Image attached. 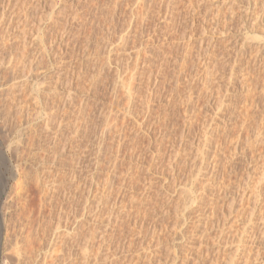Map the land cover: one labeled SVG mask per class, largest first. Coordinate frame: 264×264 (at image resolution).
<instances>
[{
  "label": "rangeland",
  "instance_id": "1",
  "mask_svg": "<svg viewBox=\"0 0 264 264\" xmlns=\"http://www.w3.org/2000/svg\"><path fill=\"white\" fill-rule=\"evenodd\" d=\"M20 1L0 7L31 49L47 25L51 96L44 69L3 67L0 264H264V0ZM36 97L57 122L49 137L36 121L50 153L16 139Z\"/></svg>",
  "mask_w": 264,
  "mask_h": 264
},
{
  "label": "bare ground",
  "instance_id": "2",
  "mask_svg": "<svg viewBox=\"0 0 264 264\" xmlns=\"http://www.w3.org/2000/svg\"><path fill=\"white\" fill-rule=\"evenodd\" d=\"M20 1V0H19ZM237 1V0H236ZM257 1V0H256ZM261 1V0H260ZM2 2V1H1ZM4 2V1H3ZM2 2V3H3ZM14 2V1H13ZM21 2V1H20ZM45 2H46V0H45ZM248 2V1H247ZM16 3V2H15ZM36 3V2H35ZM16 4H18V3H16ZM16 4H12V3H10V1H8V4H5L6 6H8V8L9 9H11V8H13V7H15L16 6ZM248 4V3H247ZM260 5V4H259ZM263 5V4H262ZM4 7L3 5H2V8L0 7V45H3V50H5V51H3L2 49L0 50V74H1V72H2V69H3V67L7 70V68L9 69V67H7L8 65L7 64H9V65H11V67L13 68V71L15 72V73H19V74H23V75H26V73L28 72V71H32V70H34L36 67L37 68H41V69H44L43 71L41 70V72H43V79H44V81H47V84L45 85H43V83L42 84H40V82L38 83V84H40L38 87H39V90H38V94H39V92H42V94H44V93H46L47 94V99L45 100L46 102L47 101H49V99H50V96H51V94H50V83L48 82V75L50 74V72L48 71V69H50V67L47 69L46 68V66H48L47 65V62H50V46H48L47 45V40L45 41V36H46V34H45V31H46V28H47V25H45L46 27H42V26H40L38 29H36V33H35V39H34V50L33 49H31V48H29V46L31 45H29V43H30V39H29V29H28V27L29 26H27V28H20L21 27V22L18 20V22L20 23V27L18 26H16L15 25V23H16V19H17V17H16V19L13 17V19L11 18H9L10 19V21L8 20H6L5 18H6V16H7V12H8V8L7 7ZM26 7V6H25ZM7 8V9H6ZM16 8V7H15ZM252 8V7H251ZM18 9V8H17ZM234 9V8H233ZM243 9V8H242ZM15 10L16 9H13V11L12 12H14V15L16 14V12H15ZM26 10V9H25ZM11 11V10H10ZM19 11V10H18ZM257 11V10H256ZM263 11V10H262ZM246 12V11H245ZM20 14V13H19ZM249 14V13H248ZM24 16H25V14H24ZM29 16V15H28ZM260 16V15H259ZM228 17V16H227ZM5 20L9 23V24H7V23H5ZM256 20V19H255ZM22 22H23V20H22ZM229 22V21H228ZM253 22V21H252ZM260 22V21H259ZM263 22H264V19H263ZM6 24V25H9V26H6V27H4L3 26V24ZM18 23V24H19ZM24 23V22H23ZM25 23H27V22H25ZM42 23V22H41ZM17 24V23H16ZM55 24V23H54ZM256 24V23H255ZM26 24H24L23 26H25ZM43 25V24H42ZM2 26L4 27V28H6V31L8 32V35H6L7 34V32L5 31V30H3L2 29ZM39 26V25H38ZM263 26V25H262ZM20 28V30L17 32V34L15 35V40H18L19 41V43H21V44H19V46H17V44H18V42H17V44H15L14 43V41H13V39L14 38H10L9 36H10V34H9V32L10 31H12V30H14V28ZM34 27H36V26H34ZM33 28V27H32ZM264 28V27H263ZM30 30H31V28H30ZM34 33V32H33ZM33 35V34H32ZM48 35V34H47ZM127 36V35H126ZM49 37V36H48ZM7 38V39H6ZM123 38H124V36H123ZM31 39H33V38H31ZM259 39V38H258ZM1 47V46H0ZM29 49H31V50H33V51H30ZM239 55V54H238ZM234 56V55H233ZM41 59V60H40ZM235 59V58H234ZM40 60V61H39ZM45 63H46V66H45ZM214 64V63H213ZM237 64V63H236ZM5 65H7V66H5ZM10 67V68H11ZM234 67V66H233ZM236 67V66H235ZM47 69V70H46ZM233 69V68H232ZM12 70V69H11ZM10 70V71H11ZM26 70H28V71H26ZM8 71V70H7ZM9 71V72H10ZM12 71V72H13ZM5 72V70H3V72H2V74ZM8 72V73H9ZM13 72V73H14ZM6 73V72H5ZM12 73V74H13ZM14 73V74H15ZM34 73H36L35 71H34ZM231 73H233L232 71H231ZM14 74H13V76H14ZM30 74H32L31 72H30ZM29 74V75H30ZM39 73H37V75H38ZM40 74H42V73H40ZM39 74V75H40ZM22 75V76H23ZM33 75V74H32ZM208 75V74H207ZM212 75V74H211ZM210 75V76H211ZM8 76V75H7ZM10 76H12L11 74H10ZM18 76V75H17ZM232 76V75H231ZM237 76V75H236ZM4 77V76H3ZM14 77H16V76H14ZM30 77H32L31 75H30ZM95 77V76H94ZM212 77V76H211ZM230 77V76H229ZM11 78V77H10ZM36 78V77H35ZM9 79V78H8ZM13 79V78H12ZM22 79V78H21ZM28 79H30L31 80V78H29V76H27V81H28ZM50 79V78H49ZM94 79H96V78H94ZM25 80V81H26ZM97 80V79H96ZM230 80V79H229ZM244 80V79H243ZM27 81L25 82V83H27ZM41 81V80H40ZM13 82V81H12ZM14 82H15V80H14ZM32 82V81H31ZM9 83V82H8ZM28 83H30V82H28ZM10 84V83H9ZM12 84V83H11ZM15 84H17V82L15 83ZM95 84H96V82H95ZM14 85V84H13ZM13 85H11V86H13ZM21 85V84H20ZM16 87V86H15ZM22 87V86H21ZM26 87H28V86H26ZM13 88H14V86H13ZM13 88H12V90H13ZM66 88V87H65ZM22 89V88H21ZM24 89V88H23ZM38 89V88H37ZM73 89V88H72ZM10 90V89H9ZM25 90V89H24ZM34 90V89H33ZM64 90V89H63ZM91 90V89H90ZM131 90V89H130ZM3 91H5V90H3ZM21 91V90H20ZM2 92V91H1ZM7 92V91H6ZM11 92H13V91H11ZM15 92V91H14ZM130 92V91H129ZM37 94V93H36ZM30 96V95H29ZM31 96H34V95H31ZM40 96V95H39ZM62 96V95H61ZM85 96V95H84ZM44 97V96H43ZM68 97L69 98H71L70 96H69V94H68ZM46 98V97H45ZM67 99L68 101L70 100V99ZM33 99V98H32ZM36 99H37V97H36ZM44 99V98H43ZM65 99V98H64ZM84 99V98H83ZM82 99V100H83ZM41 100H42V98H41ZM74 100V99H73ZM86 100V99H85ZM28 101V100H27ZM34 101V100H33ZM62 101H63V99H62ZM20 102H22V101H19V103ZM38 102V103H37ZM61 102V101H60ZM65 102V101H64ZM88 102V101H87ZM35 103V102H34ZM36 103H37V105L39 104L40 105V107H37V108H39L38 109V111L36 112V113H33L34 114V116L33 115H30L29 117H28V120L26 121V123H27V125L23 128L22 126V124H21V121L24 119V118H22V120L20 121V124H21V129L23 128V130L21 131V129H19L20 131H21V136H19L18 134L20 133H18V128H19V123H17L18 125V127H17V135L20 137H15L17 140L19 139L20 140V142H19V144H18V141H16L15 143L16 144H18V145H21L22 143H24L25 142V138L26 139H28L27 140V142H28V146L27 145H25L27 148L29 147H31L30 149L28 148V151H30V150H33V149H35V148H33V147H43L44 149V151H46L47 153H50V139H48L49 141H47V142H49L47 145H44L45 144V142H46V140H45V142L43 143L42 142V140H41V138H40V143H39V145L40 146H34L35 144H36V142L38 143V138H39V134H40V132H38L39 130L41 131V129L43 130H45V131H47L48 132V136L50 137V129H51V126H52V124H53V122H54V125H55V128H56V123L57 122H55V120L53 121L52 119H53V117H51L50 118V109H49V107L50 106H47V107H44V105L42 104V103H44V102H42V101H39V98L37 99V101H36ZM48 103H46V105H47ZM59 104V103H58ZM62 104V103H61ZM65 104V103H64ZM84 104V103H83ZM19 105V104H18ZM27 105V104H26ZM49 105V104H48ZM57 105V104H56ZM55 105V106H56ZM69 105V104H68ZM80 105V104H79ZM61 106V105H60ZM71 106V105H70ZM76 106V105H75ZM81 106V105H80ZM84 106V105H83ZM82 106V107H83ZM219 106V105H218ZM21 107V106H20ZM23 109H25V106L23 105ZM65 107V106H64ZM250 107V106H249ZM5 108V107H4ZM35 108V107H34ZM37 108H36V110H37ZM54 108V107H53ZM66 108H69V107H67L66 106ZM79 106L77 107V110L79 111ZM81 108V107H80ZM114 108V107H113ZM246 108V107H245ZM21 109H22V107H21ZM3 110V109H2ZM5 110V109H4ZM26 110V109H25ZM24 110V111H25ZM76 110V111H77ZM82 110V109H81ZM250 110V109H249ZM10 111V110H9ZM9 111H7L8 112V116H9ZM18 111V110H17ZM23 111V110H22ZM21 111V112H22ZM23 111V112H24ZM68 111H69V109H68ZM83 111H84V108H83ZM82 111V112H83ZM1 112V111H0ZM21 112H18V116H20V113ZM52 112H54V111H52ZM63 112V111H62ZM67 112V111H66ZM74 111L72 110V112H71V115H72V113H73ZM80 112V111H79ZM79 112H77L78 114H81V113H79ZM85 112V111H84ZM83 112V113H84ZM115 112V111H114ZM225 112V111H224ZM246 112V111H245ZM3 113V112H2ZM58 113V112H57ZM75 113V112H74ZM105 113V112H104ZM103 113V114H104ZM107 113V112H106ZM116 113V112H115ZM52 114V113H51ZM54 114V113H53ZM59 114V113H58ZM65 114V113H64ZM77 114V115H78ZM119 114V113H118ZM217 114V113H216ZM250 114V113H249ZM3 115V114H2ZM22 115H23V113H22ZM55 115H56V112H55ZM60 115V114H59ZM66 115V114H65ZM75 115V114H74ZM74 115H72V117L74 116ZM86 115H87V113H86ZM114 115V114H113ZM246 115V114H245ZM5 116V115H4ZM11 116V115H10ZM62 117H63V114L61 115ZM61 116L59 117V118H61ZM83 116H84V114H83ZM83 116H82V118H81V120H84L83 119ZM120 116V115H119ZM0 117H2V119H3V116H0ZM13 117H15V116H13ZM12 117V118H13ZM22 117V116H21ZM24 117V116H23ZM27 117V116H26ZM67 117L68 118H70L68 115H67ZM85 117V116H84ZM87 117V116H86ZM85 117V118H86ZM89 117V116H88ZM116 117V116H115ZM114 117V118H115ZM249 117V116H248ZM251 117V116H250ZM5 118H6V120L8 119L7 117H4V121H2L1 120V118H0V120L2 121V122H6L5 121ZM11 118V119H12ZM17 118V117H16ZM39 118H43L44 119V123L42 122V124H43V126H42V128L41 129H39L38 128V125L40 126V124L38 123H36V121H37V119H39ZM56 118V117H55ZM54 118V119H55ZM57 118H58V115H57ZM65 118V117H64ZM65 119V120H67V123L65 124L64 122H65V120H64V122H63V120H62V122L60 123L58 120H56V121H58V123L59 124H57V128H58V130H56L55 128L53 129V130H56V135H54V136H57V137H63V136H61V133L63 134V132L62 131H65V128H66V130H67V125H68V120L69 119ZM79 118V119H80ZM90 118V117H89ZM222 118V117H221ZM19 119H18V122H19ZM42 119V120H43ZM62 119V118H61ZM61 119H60V121H61ZM71 119V121H72V118H70ZM243 119V118H242ZM40 120V119H39ZM75 120H78L77 119V117L75 118ZM86 120V119H85ZM91 120V119H90ZM105 120H107V119H105ZM248 120V119H247ZM0 121V122H1ZM11 121V120H10ZM224 121V120H223ZM7 122H8V120H7ZM13 122V121H12ZM16 122V121H15ZM38 122V121H37ZM51 122V123H50ZM73 122V121H72ZM71 122V123H72ZM82 121H80V123H81ZM102 122V121H101ZM111 122V121H110ZM226 122V121H225ZM249 122V121H248ZM22 123H23V121H22ZM62 123H64L66 126H65V128H64V130H63V127H64V124H62ZM74 123H79V122H74ZM83 123V122H82ZM86 123V122H85ZM230 123V122H229ZM2 124V123H1ZM11 124V123H10ZM16 124V123H15ZM70 124V123H69ZM73 124V123H72ZM77 124H74L73 125V128H75L76 126L75 125H77ZM88 124V123H87ZM109 124V123H108ZM107 124V125H108ZM231 124V123H230ZM243 124V123H242ZM5 124H3V126H4ZM14 125V124H13ZM3 126H1L0 125V131L2 130V127ZM71 126V125H70ZM77 126H79V124L77 125ZM83 127L82 128H84V125H82ZM245 126V125H244ZM7 126H5V128H6ZM81 127V126H80ZM77 128L78 130L80 129L81 130V128ZM86 127H87V125H86ZM107 127V126H106ZM110 127V126H109ZM247 127V126H246ZM255 127V126H254ZM53 128V127H52ZM73 128H72V130H73ZM68 129H69V127H68ZM77 129H76V131L75 132H77ZM88 129V128H87ZM106 129V128H105ZM108 129V128H107ZM110 129V128H109ZM243 129V128H242ZM44 130H43V132H44ZM52 130V131H53ZM75 130V129H74ZM73 130V131H74ZM90 130V129H89ZM104 130V129H103ZM241 130V129H240ZM109 131V130H108ZM111 131V130H110ZM110 131H109V133H110ZM249 131V130H248ZM247 131V132H248ZM46 132V133H47ZM66 132H68L69 133V131H66ZM71 132V131H70ZM81 132V131H80ZM90 132V131H89ZM211 132V131H210ZM243 132V131H242ZM15 133V132H14ZM42 133V132H41ZM65 133V132H64ZM67 133V134H68ZM79 133V132H78ZM82 133V132H81ZM74 134V132L71 134V135H73ZM84 134H89V133H84ZM211 134V133H210ZM46 135V134H45ZM65 135V134H64ZM74 135H78V134H74ZM74 135H73V138H74ZM82 135V134H81ZM81 135L79 134L78 136H80L81 137ZM110 135V134H109ZM239 135V134H238ZM259 135V134H258ZM42 138H43V133H42V135H40ZM52 136H53V134H52ZM68 136V135H67ZM69 136H70V133H69ZM23 137V138H22ZM44 137H46L47 138V136H44ZM83 137V136H82ZM85 137V136H84ZM83 137V138H84ZM110 137V136H109ZM45 138V139H46ZM61 138H60V140H61ZM63 138H65V136L63 137ZM68 138V137H67ZM79 138V137H78ZM246 138V137H245ZM56 139V138H55ZM70 139V138H69ZM75 139V138H74ZM103 139H105V138H103ZM259 139V138H258ZM44 140V139H43ZM71 140L72 139H70V142H71ZM66 140L64 139V142H65ZM73 141V140H72ZM76 141H77V139H76ZM80 141V140H79ZM264 141V140H263ZM13 142V141H12ZM58 142V141H57ZM60 142H62V141H60ZM69 142V141H68ZM74 142L75 141H73L72 143L74 144ZM88 142V141H87ZM102 142V141H101ZM249 142V141H248ZM260 142V141H259ZM21 143V144H20ZM26 143V142H25ZM78 143V142H77ZM66 144H67V141H66ZM243 144V143H242ZM249 144H251V142L249 143ZM23 145V144H22ZM22 145H21V147H22ZM67 145H69V144H67ZM71 145V144H70ZM252 145V144H251ZM258 145V144H257ZM12 146H15V144H13ZM25 146H23V147H25ZM63 146V145H62ZM101 146V145H100ZM247 146V145H246ZM249 146V145H248ZM18 147V146H17ZM25 147V148H26ZM71 147V146H70ZM79 147V146H78ZM19 148V147H18ZM24 148V149H25ZM33 148V149H32ZM74 148H76V147H74ZM81 148V147H80ZM251 148V147H250ZM14 149H17L16 147H14ZM40 149H42V148H40ZM78 149V148H77ZM252 149V148H251ZM20 150V149H19ZM19 150H16V152L17 151H19ZM26 150V149H25ZM25 150H23V151H25ZM36 150V149H35ZM35 150H33L34 152H35ZM56 150V149H55ZM27 151V150H26ZM26 151H25V153L24 154H26ZM36 151H38V149L36 150ZM62 151V150H61ZM83 151V150H82ZM14 152V151H13ZM32 152V151H31ZM33 152V153H34ZM40 152V151H39ZM63 152V151H62ZM252 152V151H251ZM18 153V152H17ZM19 153H22V149H21V152L19 151ZM33 153H31L32 155H33ZM35 153H37V152H35ZM34 153V154H35ZM44 153V152H43ZM243 153V152H242ZM14 154H16V153H14ZM31 154H27V155H25V156H27V157H29V155L31 156ZM60 154V153H59ZM99 154V153H98ZM263 154V153H262ZM3 155V154H2ZM50 155V154H49ZM100 155V154H99ZM15 157H16V155H14ZM20 155H18V157H19ZM35 156H37V155H35ZM13 157V156H12ZM22 157V156H21ZM34 157V156H33ZM23 159H24V157H22ZM37 158V157H36ZM28 159V158H27ZM26 159V160H27ZM41 159H43V158H41ZM50 159V158H49ZM48 159V160H49ZM19 160L21 161V158H19ZM30 160V159H29ZM28 160V163L30 162ZM31 160H32V157H31ZM17 161V160H16ZM57 161V160H56ZM20 163V162H19ZM41 163V162H40ZM257 164V163H256ZM20 166L19 167H21V165L22 164H19ZM28 165V164H27ZM44 165V164H43ZM40 166V165H39ZM32 167V166H31ZM35 167H36V165H35ZM48 167V166H47ZM18 168V167H17ZM22 168V167H21ZM20 168V169H21ZM42 168V167H41ZM44 168H45V166H43V171H41L40 170V168H39V170H40V172H43V173H45L44 172ZM263 168V167H262ZM19 169V168H18ZM23 169V168H22ZM28 169V168H27ZM36 169H38V167L36 168ZM46 169V168H45ZM49 169V168H48ZM24 170V169H23ZM51 170V169H50ZM38 170H36V172H37ZM49 171V170H48ZM19 171H17V173H18ZM30 172V171H29ZM33 172H34V170H33ZM21 173L23 174V171H21ZM20 172H19V174H21ZM26 172H24V174H25ZM42 173V174H43ZM30 174V173H29ZM35 172H34V174H32L31 176H35ZM38 174V173H37ZM37 174H36V176H37ZM41 174V173H40ZM46 174V173H45ZM28 175V174H27ZM21 176V175H20ZM32 177L31 179H33V178H36V177ZM39 177H38V179H40V175H38ZM23 177H24V175H23ZM22 177V178H23ZM25 177H26V175H25ZM44 177V176H43ZM48 177V176H47ZM18 178H20V177H18ZM16 179V180H19V179ZM21 178V179H22ZM20 179V180H21ZM47 179V178H46ZM35 180H37V179H35ZM44 179L42 178V181H43ZM24 181V180H23ZM23 181H21V183H18V184H16L17 186H19V188H20V186H21V184H25V183H22ZM38 181H39V183L40 184H43V182L41 181V179L40 180H37V186L39 187H41L42 186V188H43V185H38ZM20 182V181H19ZM29 183H30V181H28ZM47 183V182H46ZM79 184H81V183H79ZM31 185V184H30ZM44 185H46L47 186V184H44ZM105 185H107V184H105ZM34 186H36V184L34 185ZM46 186H45V188H46ZM49 186V185H48ZM48 186H47V188H48ZM52 186V185H51ZM58 186V185H57ZM77 186H79V185H77ZM38 187H36V188H38ZM39 187V189H41ZM107 187V186H106ZM13 189H14V186L12 187ZM11 188V189H12ZM16 188V187H15ZM21 188H23L22 186H21ZM17 190H16V192L19 190L18 189V187L16 188ZM44 189V188H43ZM56 189V188H55ZM81 189V188H80ZM113 189V188H112ZM22 190V189H21ZM25 190V192H26V189H24ZM24 190H22L23 192H24ZM34 190V189H33ZM260 190V189H259ZM15 191V190H14ZM21 191V193H23ZM46 191V190H45ZM13 192V191H12ZM19 192H20V190H19ZM24 192V193H25ZM43 192H44V190H43ZM18 193V192H17ZM16 193V194H17ZM42 193V192H41ZM52 193V192H51ZM66 193V192H65ZM79 193V192H78ZM8 194H10V193H8ZM16 194H15V196H16ZM30 194V193H29ZM46 194V193H45ZM57 194V193H56ZM27 195V194H26ZM25 195V196H26ZM47 195V194H46ZM54 195V194H53ZM18 196H19V194H18ZM256 196V195H255ZM6 197V196H5ZM23 197V196H22ZM44 197V196H43ZM42 197V198H43ZM18 198V197H17ZM29 198V197H28ZM257 198V197H256ZM12 199V198H11ZM49 199V198H48ZM20 200V199H19ZM24 200H25V198H24ZM26 201V200H25ZM24 202V201H23ZM103 203H105V202H103ZM254 207V206H253ZM254 210V209H253ZM248 211V210H247ZM239 212V211H238ZM110 213V212H109ZM240 213V212H239ZM111 214V213H110ZM69 216V215H68ZM255 216V215H254ZM64 226V225H63ZM77 228V227H76ZM67 229H68V227H67ZM75 228H73V230H74ZM69 230V229H68ZM76 229H75V233H76ZM79 231V230H78ZM81 231V230H80ZM94 232V231H93ZM77 233H79V232H77ZM65 234V233H64ZM96 234V233H95ZM63 235V234H62ZM75 235V234H74ZM81 235H82V233H81ZM71 236H73V233H72V235ZM90 236V235H89ZM104 236V235H103ZM74 237V236H73ZM86 237V236H85ZM95 237V236H94ZM97 237V236H96ZM62 238H63V236H62ZM79 238V240H80V237H78ZM90 238V237H89ZM93 238V237H92ZM91 238V239H92ZM32 239V238H31ZM66 239V238H65ZM29 240V239H28ZM36 240V239H35ZM74 240V239H73ZM77 240V239H76ZM93 240V239H92ZM33 241V240H32ZM31 241V242H32ZM64 241V240H63ZM90 241V240H89ZM22 242V241H21ZM78 242V241H77ZM86 242V241H85ZM91 242V241H90ZM35 243V242H34ZM36 244V243H35ZM64 244H65V242H64ZM24 245V244H23ZM29 245V244H28ZM17 246H19L18 244H17ZM28 247V246H27ZM34 247V246H33ZM60 247V246H59ZM85 247H87V245L85 246ZM62 248V247H61ZM60 248V249H61ZM89 248V247H88ZM18 249V251H19V249L21 250V253H22V250H24L23 252H25L26 251V249L24 248V246H22L21 248H17ZM49 250V249H48ZM62 250H63V248H62ZM61 251V250H60ZM85 251H87V248H84L83 249V254H85L84 252ZM89 251V250H88ZM68 252V251H67ZM15 253V252H14ZM30 253V252H29ZM57 253V252H56ZM62 253V252H61ZM88 253V252H87ZM49 254V253H48ZM52 254V253H51ZM32 255V254H31ZM70 255V254H69ZM29 256V255H28ZM49 256H51L52 257V255H49ZM62 256V255H61ZM63 257V256H62ZM61 257V258H62ZM27 258V257H26ZM29 259V258H28ZM49 259V258H48ZM48 259H47V261H48ZM54 259H55V257H54ZM58 259H60V258H58ZM73 260V259H72ZM44 261H45V264H46V260L44 259ZM71 261V260H70ZM55 262V261H54ZM58 262H59V260H58ZM42 263V262H41ZM52 263V262H51ZM61 263V262H60ZM47 264H49V263H47ZM65 264V263H64Z\"/></svg>",
  "mask_w": 264,
  "mask_h": 264
}]
</instances>
